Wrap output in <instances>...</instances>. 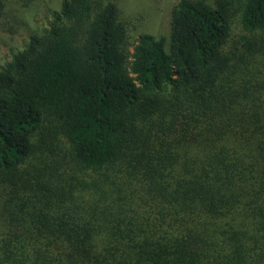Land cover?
Segmentation results:
<instances>
[{
	"label": "trees",
	"instance_id": "1",
	"mask_svg": "<svg viewBox=\"0 0 264 264\" xmlns=\"http://www.w3.org/2000/svg\"><path fill=\"white\" fill-rule=\"evenodd\" d=\"M0 264H264V0H179L168 52L63 0L0 69Z\"/></svg>",
	"mask_w": 264,
	"mask_h": 264
},
{
	"label": "rangeland",
	"instance_id": "2",
	"mask_svg": "<svg viewBox=\"0 0 264 264\" xmlns=\"http://www.w3.org/2000/svg\"><path fill=\"white\" fill-rule=\"evenodd\" d=\"M63 0H2L0 69L21 51L31 35L42 33ZM111 2L126 27L129 44L139 34L161 38L168 52L173 11L179 0H98Z\"/></svg>",
	"mask_w": 264,
	"mask_h": 264
}]
</instances>
